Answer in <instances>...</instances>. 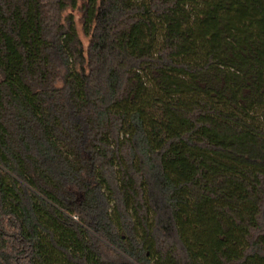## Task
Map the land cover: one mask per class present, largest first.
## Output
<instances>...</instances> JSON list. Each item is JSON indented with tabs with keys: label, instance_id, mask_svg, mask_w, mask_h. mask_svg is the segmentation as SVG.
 Segmentation results:
<instances>
[{
	"label": "trees",
	"instance_id": "obj_1",
	"mask_svg": "<svg viewBox=\"0 0 264 264\" xmlns=\"http://www.w3.org/2000/svg\"><path fill=\"white\" fill-rule=\"evenodd\" d=\"M0 264H264V0H0Z\"/></svg>",
	"mask_w": 264,
	"mask_h": 264
},
{
	"label": "rangeland",
	"instance_id": "obj_2",
	"mask_svg": "<svg viewBox=\"0 0 264 264\" xmlns=\"http://www.w3.org/2000/svg\"><path fill=\"white\" fill-rule=\"evenodd\" d=\"M74 17H75V24L76 28L79 34L80 39L82 40L83 46L86 47L88 43V38L84 37L81 31V25H80V12L79 11H74L73 12Z\"/></svg>",
	"mask_w": 264,
	"mask_h": 264
}]
</instances>
